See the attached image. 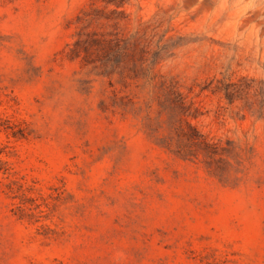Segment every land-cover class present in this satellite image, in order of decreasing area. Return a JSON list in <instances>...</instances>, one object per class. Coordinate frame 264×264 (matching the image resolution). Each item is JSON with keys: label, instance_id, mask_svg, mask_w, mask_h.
Instances as JSON below:
<instances>
[{"label": "rangeland", "instance_id": "1", "mask_svg": "<svg viewBox=\"0 0 264 264\" xmlns=\"http://www.w3.org/2000/svg\"><path fill=\"white\" fill-rule=\"evenodd\" d=\"M0 264H264V0H0Z\"/></svg>", "mask_w": 264, "mask_h": 264}]
</instances>
